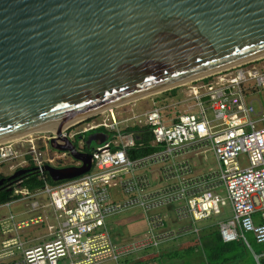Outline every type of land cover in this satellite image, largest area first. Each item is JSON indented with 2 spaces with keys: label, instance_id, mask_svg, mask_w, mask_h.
I'll list each match as a JSON object with an SVG mask.
<instances>
[{
  "label": "built area",
  "instance_id": "built-area-1",
  "mask_svg": "<svg viewBox=\"0 0 264 264\" xmlns=\"http://www.w3.org/2000/svg\"><path fill=\"white\" fill-rule=\"evenodd\" d=\"M154 96L161 98L152 107L136 111L137 101L65 126L60 136L79 152L87 134L105 137L90 154V169L71 179L50 183L43 171L83 164L51 147L55 133L0 144V168L32 167L43 181L14 188L0 205L9 210L0 218V264H129L197 235V223L227 204L231 217L216 223L223 241L242 238L250 247L249 232L264 243V224L254 220L264 219V57ZM140 151L148 152L133 156ZM208 154L216 168H207ZM135 211L142 228L131 234L107 221ZM42 227L47 231L35 238L26 233Z\"/></svg>",
  "mask_w": 264,
  "mask_h": 264
},
{
  "label": "water",
  "instance_id": "water-1",
  "mask_svg": "<svg viewBox=\"0 0 264 264\" xmlns=\"http://www.w3.org/2000/svg\"><path fill=\"white\" fill-rule=\"evenodd\" d=\"M261 57L264 0H0V144L55 133L83 164L43 171L71 179L91 155L60 136L70 122Z\"/></svg>",
  "mask_w": 264,
  "mask_h": 264
},
{
  "label": "trees",
  "instance_id": "trees-1",
  "mask_svg": "<svg viewBox=\"0 0 264 264\" xmlns=\"http://www.w3.org/2000/svg\"><path fill=\"white\" fill-rule=\"evenodd\" d=\"M174 94V92L169 93L170 96H174ZM134 130L138 131V128ZM146 139H150V136H146ZM147 152L140 151L133 156L138 157ZM26 170L24 174L11 180H4L3 184L0 185V204L10 199L14 188L35 189L43 185L37 170L32 167H28ZM45 175L46 179L52 182L48 175ZM5 178L7 176L5 177L0 173V179ZM254 220L256 224H264V220L258 217ZM194 235L196 238L188 241L181 248L144 253L140 260L129 264H264V257L262 256L264 255V243H258L249 232H244V237L250 247H247L242 238L232 242H224L217 225H210L202 236L199 233ZM255 256L257 259L254 258Z\"/></svg>",
  "mask_w": 264,
  "mask_h": 264
},
{
  "label": "rangeland",
  "instance_id": "rangeland-1",
  "mask_svg": "<svg viewBox=\"0 0 264 264\" xmlns=\"http://www.w3.org/2000/svg\"><path fill=\"white\" fill-rule=\"evenodd\" d=\"M158 98H161V96H156V97L154 96V97L146 98L144 100H139L136 103V106H137L136 107V111H138L139 108H143V106L149 108V107H152L153 106V103L159 104V102L157 101ZM123 108L124 107H121L120 109H118V111H121ZM128 108H129V106H127L126 109H128ZM104 115H106V114H104ZM103 117L104 116H102V118ZM88 135H86L85 138H87ZM95 147H96V143H93V145H92V147L90 148V151H89L90 154L93 151V149H95ZM19 161L21 162L22 159H20ZM9 164H11V162L6 163L4 166H1V168H0V173L2 175H4L5 177L6 176L8 177L12 173L11 171H9L7 169V166ZM12 164L15 165L16 163L12 162ZM26 167L27 166L24 165V167L23 166H20V168H18V169H25ZM211 167L212 168H216L217 167V164H216V162H214V161L211 160L210 155L208 154V165H207V168H211ZM204 171H205V168H204ZM223 195H225V193H223ZM8 211L9 210H7V209H0V218L3 217V216H6L8 214ZM12 211L18 212V211H21V210L13 208ZM138 213L136 211L135 212H125V213L120 214V215L112 216V217L108 218L107 221H109L111 223H121L122 226H121V229H120L119 232L121 233V235H128V234H131L132 232H134V231L142 228V224L140 222V219H137L136 218L137 215H138ZM134 214H135V216H132ZM231 215H232L231 207H230L229 204H227V206H225V207L222 208L221 215H219V216H213L210 219L203 220V221H200V222L197 223V226L201 229V231L199 232V235L202 236L203 233H204V231L210 225H217L216 223L218 221L227 220V219H229L231 217ZM247 236L249 237L250 235H247ZM195 238H196L195 235H187L184 238H181L179 240L172 241V242L164 245L161 248V250L181 248L185 243H187L188 241H191V240H193ZM262 256L264 257V255H262ZM133 262H136V261H133ZM109 264H113V262H111Z\"/></svg>",
  "mask_w": 264,
  "mask_h": 264
},
{
  "label": "crops",
  "instance_id": "crops-1",
  "mask_svg": "<svg viewBox=\"0 0 264 264\" xmlns=\"http://www.w3.org/2000/svg\"><path fill=\"white\" fill-rule=\"evenodd\" d=\"M98 142V141H97ZM211 158V157H210ZM211 160H212V158H211ZM51 183V182H50ZM231 207V206H230ZM0 209H2V208H0ZM232 210V209H231ZM9 212V211H8ZM20 217H22L20 214H18ZM221 215V214H220ZM23 216H25V215H23ZM217 216H219V215H217ZM2 218V217H1ZM255 218H257V217H255ZM225 221V220H224ZM218 222H220V221H218ZM41 230V231H40ZM42 231H47V228H39V230H37V229H30V230H27L26 231V233H28L29 234V236L31 237V238H35V236H39L40 234H42ZM35 235V236H34ZM251 253L253 254V252H252V250H251ZM255 259H257V257L255 256L254 257Z\"/></svg>",
  "mask_w": 264,
  "mask_h": 264
},
{
  "label": "flooded vegetation",
  "instance_id": "flooded-vegetation-1",
  "mask_svg": "<svg viewBox=\"0 0 264 264\" xmlns=\"http://www.w3.org/2000/svg\"><path fill=\"white\" fill-rule=\"evenodd\" d=\"M92 135H94V133H91V134H89L88 135V137L87 138H84V147H83V153H87V154H90L89 153V151H90V148L92 147V145H93V143H95V142H91L89 145H87V140H88V138L90 137V136H92ZM45 174H47L48 175V173H46L45 172ZM48 177H49V175H48ZM50 178V177H49Z\"/></svg>",
  "mask_w": 264,
  "mask_h": 264
},
{
  "label": "bare ground",
  "instance_id": "bare-ground-1",
  "mask_svg": "<svg viewBox=\"0 0 264 264\" xmlns=\"http://www.w3.org/2000/svg\"><path fill=\"white\" fill-rule=\"evenodd\" d=\"M85 118H86V117H83V118L77 119V120H75V121L70 122V123L67 124V125L76 124V123L82 121V120L85 119ZM67 125H66V126H67ZM255 217H258L259 219L264 220L260 215H254V218H255ZM131 262H133V261H131Z\"/></svg>",
  "mask_w": 264,
  "mask_h": 264
},
{
  "label": "clouds",
  "instance_id": "clouds-1",
  "mask_svg": "<svg viewBox=\"0 0 264 264\" xmlns=\"http://www.w3.org/2000/svg\"><path fill=\"white\" fill-rule=\"evenodd\" d=\"M90 134H91V133H90ZM94 134H99V133H94ZM87 135H88V134H87ZM26 168H28V167H26ZM26 168H25V169H26ZM16 170H18V169H16ZM16 170L11 171V172L13 173V172H15ZM12 173H11V174H12ZM11 174H10V175H11ZM0 205H1V204H0Z\"/></svg>",
  "mask_w": 264,
  "mask_h": 264
}]
</instances>
